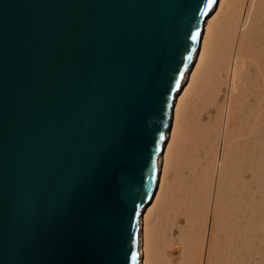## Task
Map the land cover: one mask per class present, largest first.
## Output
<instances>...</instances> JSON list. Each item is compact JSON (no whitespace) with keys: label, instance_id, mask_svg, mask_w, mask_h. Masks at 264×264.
I'll return each mask as SVG.
<instances>
[{"label":"water","instance_id":"water-1","mask_svg":"<svg viewBox=\"0 0 264 264\" xmlns=\"http://www.w3.org/2000/svg\"><path fill=\"white\" fill-rule=\"evenodd\" d=\"M214 1L0 0V264H138Z\"/></svg>","mask_w":264,"mask_h":264},{"label":"bare ground","instance_id":"bare-ground-1","mask_svg":"<svg viewBox=\"0 0 264 264\" xmlns=\"http://www.w3.org/2000/svg\"><path fill=\"white\" fill-rule=\"evenodd\" d=\"M156 171L138 264H264V0L203 18Z\"/></svg>","mask_w":264,"mask_h":264},{"label":"snow or ice","instance_id":"snow-or-ice-1","mask_svg":"<svg viewBox=\"0 0 264 264\" xmlns=\"http://www.w3.org/2000/svg\"><path fill=\"white\" fill-rule=\"evenodd\" d=\"M211 2V0H209ZM199 35L198 33L196 35H193L192 39H196V36Z\"/></svg>","mask_w":264,"mask_h":264},{"label":"rangeland","instance_id":"rangeland-1","mask_svg":"<svg viewBox=\"0 0 264 264\" xmlns=\"http://www.w3.org/2000/svg\"><path fill=\"white\" fill-rule=\"evenodd\" d=\"M255 259H257V257L255 256Z\"/></svg>","mask_w":264,"mask_h":264}]
</instances>
